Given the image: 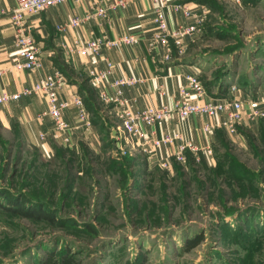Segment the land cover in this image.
<instances>
[{"label": "rangeland", "instance_id": "1", "mask_svg": "<svg viewBox=\"0 0 264 264\" xmlns=\"http://www.w3.org/2000/svg\"><path fill=\"white\" fill-rule=\"evenodd\" d=\"M200 2L205 21L181 57L205 70L203 81L235 74L227 90L262 94L264 0ZM251 122L258 130L243 128V143L221 134L206 166L192 153L168 167L140 151L57 141L45 156L0 124V264H43L67 251L78 264H264V119ZM9 193L60 221L23 213Z\"/></svg>", "mask_w": 264, "mask_h": 264}, {"label": "crops", "instance_id": "2", "mask_svg": "<svg viewBox=\"0 0 264 264\" xmlns=\"http://www.w3.org/2000/svg\"><path fill=\"white\" fill-rule=\"evenodd\" d=\"M17 2L18 0H0V94L5 91H22L23 87H30L42 77L53 75L55 70H60L66 83L59 92V100L70 101L75 95H80L93 122L88 128L82 127L72 131L71 137L74 139L72 146L84 145L97 154L104 153L109 147L114 152H121L123 149L132 154L139 152L130 137L119 128L120 121L116 117L114 105L111 104L110 111L96 108L94 105V98L101 100L99 96L101 89L110 95L116 93L114 81L119 79L130 81V84L121 86L123 96L132 102L134 109H138L174 103L179 95L178 85L187 73H194L202 80V73L205 70L194 64L191 59L178 56L175 47H172L168 59L167 46L163 41H158L152 47L151 41L154 40L153 35L156 31L152 20V0H125L123 3L120 0H65L45 10L29 14L27 25L35 41L42 47L43 65L37 70L17 68L12 60V55L16 52L13 41L14 25L8 14ZM168 2L166 21L170 29L181 24L193 23L192 18L184 13L180 5L186 4L195 11L201 10V7L196 8L198 5H203L200 0ZM101 6L107 7L106 15L98 13L97 10ZM75 16L81 19L80 25L70 26L65 32L57 29L58 23H67ZM123 34H131L138 38V41L135 44L104 47L98 53L90 51L78 53L70 50L76 39L84 41L102 35L118 38ZM108 60L113 65L112 74L101 80L92 76L90 70L102 71L107 68ZM234 75L230 74L224 80L211 82L202 80L208 92L206 98H218L233 93L238 97L249 95L251 97L260 93V89L256 94L242 90L235 92L229 88L227 90L225 86L236 82ZM225 83L227 85H224ZM46 105V96L42 93L23 95L18 100L0 104V124L5 129L13 127L18 129L22 139L36 146L43 155L50 156L57 140L42 141L38 138L40 131H47L52 126L49 117L39 115ZM64 117L68 122L76 123V108L71 106L66 109ZM222 117V114L217 116L193 114L180 118L174 114L168 121L147 125L146 129L149 132L154 130L158 136L180 132L197 145L206 161L211 162L215 158L213 148L221 140V134H226L232 141L243 143L245 138L243 128H250L251 133L258 130V122L252 123L248 118L238 125L234 134L221 127L204 129L205 124H217ZM116 144L120 147L115 150ZM208 146L211 151L207 150ZM173 150L172 147L163 146L154 158L143 154L149 163L167 161L171 165L174 160Z\"/></svg>", "mask_w": 264, "mask_h": 264}, {"label": "built area", "instance_id": "3", "mask_svg": "<svg viewBox=\"0 0 264 264\" xmlns=\"http://www.w3.org/2000/svg\"><path fill=\"white\" fill-rule=\"evenodd\" d=\"M65 0H18L17 4L12 7L8 14L12 25H14L13 41L16 52L12 55L13 65L17 68L27 70H37L43 65L42 47L38 41H35L27 25V17L29 14L47 9L53 4L61 3ZM80 1V0H76ZM125 0H120L123 3ZM168 0H152V20L155 23L156 31L153 35L154 40L151 41L152 47L158 42L163 41L167 46V56L170 57L172 47H175L178 56H183L187 48V39L194 34L200 32L206 13L205 5L202 9L195 11L186 4L180 5L184 13L191 17L193 23L181 24L170 29L168 21H166V11ZM98 13L106 15L107 7L98 8ZM4 12H7L4 10ZM78 16L73 17L67 23H58L57 29L67 31L70 26H78L81 23ZM138 38L131 34H123L118 38H109L106 35L86 39L84 41L76 39L70 50L78 53L94 52L98 53L102 48H112L121 44H135ZM112 62L107 61V68L102 71L90 70L92 76L97 79H103L112 74ZM66 83V79L60 70H55L53 75H47L38 80L30 87H23L22 91L7 92L0 94V104L8 101L18 100L23 95H31L42 93L46 96L47 107L42 110L40 117H49L52 126L47 131H40L38 138L42 141L49 139L57 140L65 146L73 145L71 133L82 127L88 128L93 124L90 114L84 101L80 95H75L70 101H60L59 92ZM130 84L129 80L119 79L113 82L117 91L114 95L108 94L104 89L100 90V99L109 105L115 107V114L120 121L119 128L130 137L135 147L142 153L147 154L150 158L157 156L163 146L172 147L174 150V159L185 161L188 151L197 154L199 157V148L190 139L185 138L180 132L158 136L155 131H148L147 125L160 121H168L170 117L177 114L180 118H186L193 114H205L208 116L223 115V119L217 124H205V130L214 128H224L228 133L234 134L238 125L245 118L251 120L264 119V94L251 95L245 99L235 95H221L218 98H206L208 95L206 86L202 80L194 74H185L184 80L180 82L179 95L174 103L153 105L144 108L134 109L130 100L123 96L122 85ZM238 88L234 84L232 91ZM164 92V90H163ZM74 106L77 113V122L70 123L64 117V111ZM118 145L117 148H119ZM211 151L210 146L207 147ZM126 151V150H122ZM163 167L170 166L169 162L161 161Z\"/></svg>", "mask_w": 264, "mask_h": 264}, {"label": "trees", "instance_id": "4", "mask_svg": "<svg viewBox=\"0 0 264 264\" xmlns=\"http://www.w3.org/2000/svg\"><path fill=\"white\" fill-rule=\"evenodd\" d=\"M81 147L86 148V146L84 145H81ZM192 153L193 152L191 151L187 152L188 155H191ZM199 158H200L201 164L206 166V160L204 156H202L201 152L199 153ZM7 197L9 199V202L12 205L16 206L14 208L22 212L27 210L26 212H23V213L32 215L38 219L43 218V219H46L54 223H58L60 221V220H57V217L54 215V213H52L50 210L45 208L43 204H40V206H38V204L32 201L31 198L27 194L21 195L20 197H15L11 195V193H9ZM30 203H34V204L30 205ZM197 239H199V236L195 240H191L190 243L197 241ZM43 264H78V263H77L76 258H74V256H72L70 252L67 251L66 254L62 255L58 259H55L54 254L51 253V255L46 258Z\"/></svg>", "mask_w": 264, "mask_h": 264}, {"label": "water", "instance_id": "5", "mask_svg": "<svg viewBox=\"0 0 264 264\" xmlns=\"http://www.w3.org/2000/svg\"><path fill=\"white\" fill-rule=\"evenodd\" d=\"M117 147H118V145L116 144V145L114 146V149L116 150V149H117Z\"/></svg>", "mask_w": 264, "mask_h": 264}]
</instances>
